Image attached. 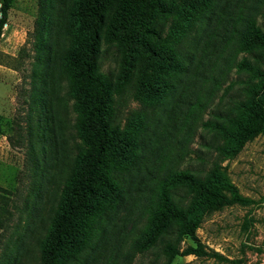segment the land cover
I'll return each mask as SVG.
<instances>
[{
    "label": "trees",
    "instance_id": "obj_1",
    "mask_svg": "<svg viewBox=\"0 0 264 264\" xmlns=\"http://www.w3.org/2000/svg\"><path fill=\"white\" fill-rule=\"evenodd\" d=\"M10 3L1 1L0 36ZM39 3L25 116L32 205L21 211L25 221L16 256L5 264H20L26 256L37 264H72L93 249L129 192L131 173L154 154L147 147L159 119L130 120L123 128L115 118L117 97L131 91L134 99L160 110L194 58L184 55L182 44L190 41L194 49L210 29L222 35L209 74L208 98L217 100L207 119L194 117L193 128L215 135L213 145L204 146L217 158L205 170L169 168L157 179L134 245L143 252L163 241L169 257L195 252L224 258L203 250L195 230L213 211L254 202L239 193L219 162L264 134V26L257 21L264 16V0ZM104 46L118 54L115 75L101 69ZM206 107L199 100L193 105L200 112ZM1 198L0 235L11 221ZM187 237L196 247L181 250Z\"/></svg>",
    "mask_w": 264,
    "mask_h": 264
},
{
    "label": "rangeland",
    "instance_id": "obj_2",
    "mask_svg": "<svg viewBox=\"0 0 264 264\" xmlns=\"http://www.w3.org/2000/svg\"><path fill=\"white\" fill-rule=\"evenodd\" d=\"M39 9V0H11L7 22L0 36V187L6 190H0V195L11 215V221L0 235V264L12 261L16 256L15 243L22 234L25 221V212L21 211L32 205V198H27L31 179L27 167L25 116ZM257 21L264 26V16L258 15ZM221 37L210 29L194 49H191L190 41L182 44L184 55L193 54L194 58L181 85H176L168 99L159 104L160 110L134 99L131 91L117 97L115 118L123 128L130 120L143 118L151 122L159 119L156 132L151 135L153 143L147 147L154 154L151 159L140 161L138 167L141 168L131 173L129 192L107 221L93 249L86 252L81 261L72 264H264V134L245 143L234 157L219 162L221 170L239 193L254 202L235 203L213 211L202 217L195 230L203 250H214L224 258L195 252L169 257L163 252V241L143 252L134 245L157 179L169 168L205 170L217 158L211 147L204 146L213 145L215 135L201 126L194 130L193 119L195 116L207 119L213 102L217 100L212 102L208 98L209 74L214 58L221 52ZM103 52L101 69L117 74L119 57L115 47L104 46ZM236 91L235 87L231 94ZM157 99L159 101L161 97ZM197 100L208 107L201 112L194 109ZM146 166H150L148 172L143 168ZM189 247H196V242L184 238L180 243L181 250ZM20 261V264H37L27 256Z\"/></svg>",
    "mask_w": 264,
    "mask_h": 264
}]
</instances>
